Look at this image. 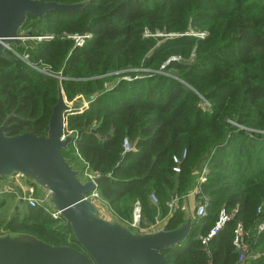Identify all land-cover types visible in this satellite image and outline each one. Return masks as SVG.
I'll list each match as a JSON object with an SVG mask.
<instances>
[{
  "label": "trees",
  "instance_id": "1",
  "mask_svg": "<svg viewBox=\"0 0 264 264\" xmlns=\"http://www.w3.org/2000/svg\"><path fill=\"white\" fill-rule=\"evenodd\" d=\"M21 29L54 35L28 52L33 65L53 75L9 50L11 59L0 58V125L10 116L5 135H46L60 75L67 102L79 97L89 102L67 116V130L77 138L62 155L87 172L108 175L96 191L115 217L126 222L138 201L143 226L156 215L165 218L166 202L177 196L179 205L164 225L175 229L186 219L183 198L206 164L200 185L209 199L206 214L194 212L187 238L163 250L168 263L236 264L233 229L241 222L251 238L249 251L261 252L246 264H264V0H89L72 12L49 11L40 19L28 14ZM189 30L206 35H180L161 45L153 36L143 37L145 31ZM83 32L91 38L82 47L62 38ZM171 55L182 59L161 69ZM145 68L152 72L143 78L121 79ZM171 70L176 76L164 74ZM124 138L132 146L128 152ZM22 203L0 220V234L25 233L81 250L63 220ZM221 209L231 218L204 250L198 236L208 233Z\"/></svg>",
  "mask_w": 264,
  "mask_h": 264
},
{
  "label": "water",
  "instance_id": "2",
  "mask_svg": "<svg viewBox=\"0 0 264 264\" xmlns=\"http://www.w3.org/2000/svg\"><path fill=\"white\" fill-rule=\"evenodd\" d=\"M88 1L0 0V58L11 59L7 53L11 47L28 43L19 37L28 14L40 19L49 11L80 10ZM57 79V101L44 137L32 132L5 135L10 116L0 125V190L5 187L18 195L16 177L32 186L40 205L57 213L71 228L81 250L51 245L30 234L5 232L0 234V264H169L163 250L185 240L191 230L193 218L186 197L192 190L184 197L185 221L175 229L152 232L130 227L99 200L90 198L108 175L84 176L86 167L78 168L62 155L77 138L76 132L67 130V116L83 110L89 102H82L81 97L67 102L60 75Z\"/></svg>",
  "mask_w": 264,
  "mask_h": 264
},
{
  "label": "built area",
  "instance_id": "3",
  "mask_svg": "<svg viewBox=\"0 0 264 264\" xmlns=\"http://www.w3.org/2000/svg\"><path fill=\"white\" fill-rule=\"evenodd\" d=\"M22 34H20L19 37H21L22 39H24L26 41L32 42L34 46L36 44H38V42H41L43 40L50 41V40L54 39L53 34H44V35L31 34V35H27L26 32L23 35ZM145 34L152 36V34H149L147 31L144 32V35ZM199 35L203 36L204 34L201 33ZM62 38L71 40L73 42L74 47H82L85 44V42L91 38V33H89V32L72 33V34L63 33ZM9 51L11 52V54L14 57L21 60L22 62H24L26 65L30 66L31 68H33L39 72H42L46 75H53L50 72H48L46 69L43 70L44 68L41 69L38 66L31 64V62H29V55L27 53L20 54L17 51H15L12 47L9 49ZM163 67H164V65H162V68ZM126 76H128V75H125L123 77H126ZM136 76L137 75L131 76V77H136ZM130 150H132L131 144L127 138H124V140H123V152H128ZM185 154L186 153L184 152L182 157H184ZM173 161L175 163H179V160L176 157L173 158ZM173 170L178 172L179 171L178 166L174 167ZM206 173H207V166H206V164H203L201 169H200V173L198 174L196 185L192 191L194 197L198 201L196 208H195V215L197 217H202L206 214V210H207V207L209 204L208 197L204 196L200 191L201 183H203L206 180ZM84 176L94 177L97 175L87 173V170H86L84 173ZM18 179L19 178L16 177L15 182H14V184L16 183L15 185L20 190V193L18 195L16 194L17 198L21 199L26 205H28L30 207L41 206L40 201L35 197L33 187L26 184L23 180H22V183H20L18 181ZM19 180H21V179H19ZM9 192H10V190L5 188V187L2 190H0V193H9ZM89 197L90 198H96L97 200H99V196H98L96 190L93 191L89 195ZM150 199L154 204L157 202V199H156L155 195H153V194L150 195ZM166 205L168 208V213H167V216L165 218H160L159 215H156L154 217L153 222L144 223V225L141 226V223H142L141 208H140L139 202L137 201L133 205L131 219L127 223L130 227L136 228L140 232H152V231L164 228V225H165L168 217L178 207L179 198L177 196H172L171 199L166 202ZM44 209L48 212V210L46 208H44ZM257 212L260 213L261 209L258 208ZM48 213L53 219H59V216L57 213H50V212H48ZM230 218H231V214H228L225 211V209H221L218 213V216H217L215 223L209 229L208 233L205 235H199L198 236V239L200 240L202 246L204 247V250L207 249L209 242L225 226V224L230 220ZM262 229H263V226L259 225L258 231H261ZM245 232L246 231L244 230L243 224L241 222L236 223V225L233 229V239H232L233 246L238 251V259H237L236 264H246L250 259H254V258L260 256V254L258 252H256L254 254V253L249 251V247H248V244H247L246 239H245V237H246ZM209 264H212V263H209Z\"/></svg>",
  "mask_w": 264,
  "mask_h": 264
},
{
  "label": "rangeland",
  "instance_id": "4",
  "mask_svg": "<svg viewBox=\"0 0 264 264\" xmlns=\"http://www.w3.org/2000/svg\"><path fill=\"white\" fill-rule=\"evenodd\" d=\"M26 31H24L23 29H20V34H24ZM204 34L203 36H201V35H199V34ZM22 34V35H23ZM180 35H191V36H196V37H199V38H203L205 35H206V33H204V32H198V33H193V31L192 30H189L186 34L185 33H183V34H181V33H162V32H158V33H155V34H152V36L153 37H155L156 38V43L158 44V45H161L162 43H164L166 40H171V39H174V38H176V37H179ZM150 35H147V34H145L144 35V33H143V37H149ZM28 43L27 44H25V46L23 47L24 48V50H23V52H21L20 54H23V53H27L28 55H29V51L30 50H32L33 49V47H34V45H33V43L32 42H30V41H27ZM13 48V47H12ZM14 49V48H13ZM16 58V57H15ZM182 58L180 57V56H173V55H171L170 57H169V59H167L165 62H163L162 63V65H164V66H166V65H168L169 64V62L170 61H173V60H181ZM29 62H31L30 61V59H29ZM31 64H33L32 62H31ZM162 65H161V69H162ZM39 67V66H38ZM39 68H41V69H43L42 67H39ZM43 70H45V69H43ZM137 72H138V74H136L137 76L136 77H129V76H126V77H122L121 79H123V80H125V81H131V80H133V79H139V78H143V77H145V76H147L146 74H149L150 72H152V70L150 69V68H145V69H138L137 70ZM167 72V73H166ZM164 74H166V75H171L172 76V74H173V76H176V72H174V71H166ZM145 75H144V74ZM82 98V102H85L86 100L85 99H83V97H81ZM69 159V158H68ZM71 160V159H70ZM77 162L79 163V161L77 160ZM71 163H72V160H71ZM78 168H80V166H78ZM207 172H208V169H207ZM87 173H90V172H87ZM200 173V171H198V174ZM90 174H93V173H90ZM18 181L20 182V183H22V180H19L18 179ZM15 182V181H14ZM16 184V183H15ZM27 184V183H26ZM15 196H14V195ZM16 194L13 192V193H9V194H7V195H5V196H3V197H0V220L2 221V222H4V221H6L8 218H10L11 216H13L14 215V208H15V206L17 205V199L18 198H16ZM179 198V197H178ZM190 198H192L193 200V202H191V200H189V204H188V201H187V204H188V207H190L189 209L192 211L193 210V208H194V206H195V208H196V205H197V199L195 198V197H193L192 195H191V197ZM99 201H100V199H99ZM185 201V199H183V202ZM101 204L104 206V203H102L101 202ZM194 204V205H193ZM24 205H25V203H24ZM18 206H19V209H21L22 210V208H20V205L18 204ZM131 212H132V210H131ZM131 212H130V215H131ZM258 213V212H257ZM130 215L128 216V218H126V222H129V218H130ZM3 229V228H2ZM246 234H247V232H245ZM249 234V233H248ZM245 239H246V237H245ZM251 239V238H250ZM250 239H246V242H247V244H248V247H249V245L250 246H252V242H251V240ZM252 251V253H254L255 254V252H258V251H255V250H251ZM259 254H261V252H258Z\"/></svg>",
  "mask_w": 264,
  "mask_h": 264
},
{
  "label": "crops",
  "instance_id": "5",
  "mask_svg": "<svg viewBox=\"0 0 264 264\" xmlns=\"http://www.w3.org/2000/svg\"><path fill=\"white\" fill-rule=\"evenodd\" d=\"M198 178V177H197ZM193 191V190H192ZM191 195L194 197V195H193V193L191 192L187 197H186V199H187V201H188V204H189V200H191V202H193L194 200L192 199V198H190L191 197ZM184 199V198H183ZM193 200V201H192ZM187 204V205H188ZM194 205V204H193ZM105 206V205H104ZM105 208H106V210L108 211V212H110L111 213V211L105 206ZM183 208H184V204H183ZM190 207H188V210H189V214L191 215V217L193 218L194 217V212H195V206H194V208H193V210L191 211L190 209H189ZM185 212V211H184ZM112 214V213H111ZM186 214V213H185ZM113 215V214H112ZM114 216V215H113ZM125 223H127V222H125ZM128 224V223H127Z\"/></svg>",
  "mask_w": 264,
  "mask_h": 264
},
{
  "label": "flooded vegetation",
  "instance_id": "6",
  "mask_svg": "<svg viewBox=\"0 0 264 264\" xmlns=\"http://www.w3.org/2000/svg\"><path fill=\"white\" fill-rule=\"evenodd\" d=\"M46 1H50V0H46ZM22 204H24V202ZM22 204H20V205H22Z\"/></svg>",
  "mask_w": 264,
  "mask_h": 264
}]
</instances>
